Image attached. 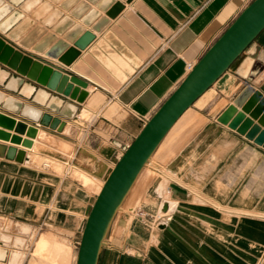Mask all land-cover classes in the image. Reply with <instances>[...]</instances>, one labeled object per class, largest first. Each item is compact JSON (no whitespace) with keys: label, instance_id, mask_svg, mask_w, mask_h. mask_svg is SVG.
<instances>
[{"label":"crops","instance_id":"crops-1","mask_svg":"<svg viewBox=\"0 0 264 264\" xmlns=\"http://www.w3.org/2000/svg\"><path fill=\"white\" fill-rule=\"evenodd\" d=\"M68 1L42 0L31 12L44 3L51 6L32 20L58 40L73 27L60 35L54 28L63 19L44 25L55 11L95 34L70 66L13 44L87 82L89 96L82 105L53 92L79 105L77 116L69 120L3 86L0 91L19 108L0 102V111L39 128L35 148L48 143L57 153L61 143L68 145L72 154L64 164L103 185L123 155L120 145L134 141L189 74L187 65H196L254 0H116L124 9L115 18L87 0L70 5L90 4V11L107 18L101 33L61 7ZM4 2L13 8L6 19L16 12L31 18L20 10L26 1L20 6ZM242 60L195 101L153 155L158 153L159 174L145 180L141 207L145 214L162 215L160 224L152 227L131 222L126 212L117 214L99 264H264V148L218 121L247 85L236 72ZM45 116L48 124H42ZM0 144L26 149L23 162L0 156V216L65 230L78 243L94 192L79 178L29 166L35 148Z\"/></svg>","mask_w":264,"mask_h":264},{"label":"water","instance_id":"water-1","mask_svg":"<svg viewBox=\"0 0 264 264\" xmlns=\"http://www.w3.org/2000/svg\"><path fill=\"white\" fill-rule=\"evenodd\" d=\"M9 1L17 6L26 1L20 10L23 13H31V18L24 20L23 14L16 12L6 19L13 12V8L5 4L4 0H0V86L73 120L79 112V105L84 104L89 96L85 90L88 87L87 82L67 74L61 66L25 54L13 43L24 50H31L55 60L61 65L70 66L80 56L81 50H85L94 41L95 34L86 32L83 27L75 25L72 20L55 11L50 20L43 22L44 25H51L57 19H63L54 28V32L60 35H65V30L73 27L64 36L67 42L58 40L57 35L47 33L40 26L36 27L32 20L41 19L50 11L49 4L44 3L36 12H31L36 5L42 3V0ZM78 1L69 0L61 7L71 11L72 16L81 19L82 23L92 27L96 33H101L110 22L107 18H102L98 11H90V4L97 5L96 8L100 11H107L110 18L117 17L124 9V5L116 0H87L90 4L82 3L73 9L70 5ZM125 1L131 3L133 0ZM111 6L113 8L108 10ZM34 27L35 29L29 33ZM263 32L264 0H254L163 102L134 141L129 146L120 145L123 155L104 182L87 217L76 264H99L115 217L159 146L181 116L242 57L243 60L236 72L247 85L219 116L218 121L264 148ZM69 42L75 43L76 48H71ZM53 92L75 100L79 105L72 104L54 95ZM50 120L49 116H45L42 124H48ZM38 133V127L0 111L1 141L32 148L33 139ZM23 135L26 138H23ZM0 156L23 162L26 151L0 144Z\"/></svg>","mask_w":264,"mask_h":264},{"label":"rangeland","instance_id":"rangeland-1","mask_svg":"<svg viewBox=\"0 0 264 264\" xmlns=\"http://www.w3.org/2000/svg\"><path fill=\"white\" fill-rule=\"evenodd\" d=\"M37 140L38 135L33 147L27 149L33 150ZM48 148H51L48 143L43 144L42 142L41 145H37L31 152L29 166L42 171H50L63 178L69 176L79 178L97 197L102 185L92 182L90 176L88 178L79 175L75 169L64 164L63 158L72 154L71 148L65 143L59 145V152L57 153L51 152ZM156 163H158V153L139 176L118 215L126 212L133 216L131 222L148 223L142 216L145 214L144 208L141 207L143 203L142 191L144 189L143 184L148 177L153 179L158 176ZM77 239L79 242L75 243L71 233L59 228L51 226L33 227L15 218L0 216V250L5 251L4 257L0 256V264H76L81 238L78 237Z\"/></svg>","mask_w":264,"mask_h":264},{"label":"bare ground","instance_id":"bare-ground-1","mask_svg":"<svg viewBox=\"0 0 264 264\" xmlns=\"http://www.w3.org/2000/svg\"><path fill=\"white\" fill-rule=\"evenodd\" d=\"M0 102H4V104L7 106V107H9V108H11V109H14V110H16V109H18L19 108V104H17L16 103V101H15V99H13L12 97H9V96H7L4 92H2V91H0ZM23 150H25L24 148H22ZM151 161V160H150ZM150 163V162H149ZM92 182H94V183H96L95 182V179L92 181ZM99 184V183H98ZM101 186V185H100ZM103 186V185H102ZM100 189H102L101 187H100ZM99 189V190H100ZM101 191V190H100ZM4 255H5V251H3V250H0V256L1 257H4ZM76 261H77V259H76Z\"/></svg>","mask_w":264,"mask_h":264},{"label":"built area","instance_id":"built-area-1","mask_svg":"<svg viewBox=\"0 0 264 264\" xmlns=\"http://www.w3.org/2000/svg\"><path fill=\"white\" fill-rule=\"evenodd\" d=\"M187 66L190 71L195 67V65L192 63H189ZM142 216L143 219L148 222L145 223L148 226L157 227L162 221V215L159 214H142Z\"/></svg>","mask_w":264,"mask_h":264}]
</instances>
